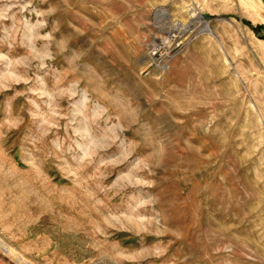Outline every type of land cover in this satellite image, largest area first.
I'll list each match as a JSON object with an SVG mask.
<instances>
[{"label": "rangeland", "instance_id": "rangeland-1", "mask_svg": "<svg viewBox=\"0 0 264 264\" xmlns=\"http://www.w3.org/2000/svg\"><path fill=\"white\" fill-rule=\"evenodd\" d=\"M263 35L264 0H0V264H264Z\"/></svg>", "mask_w": 264, "mask_h": 264}, {"label": "bare ground", "instance_id": "bare-ground-1", "mask_svg": "<svg viewBox=\"0 0 264 264\" xmlns=\"http://www.w3.org/2000/svg\"><path fill=\"white\" fill-rule=\"evenodd\" d=\"M0 250L4 253V254H6V256L7 255H9V256H12L13 255V251H12V249L9 247V246H7L3 241H1L0 240ZM15 254V253H14ZM8 256V257H9ZM15 257H16V255H15ZM18 262L19 263H21V264H31V263H29L28 261H26V260H20L19 259V257H18ZM14 264H16V263H14Z\"/></svg>", "mask_w": 264, "mask_h": 264}, {"label": "water", "instance_id": "water-1", "mask_svg": "<svg viewBox=\"0 0 264 264\" xmlns=\"http://www.w3.org/2000/svg\"><path fill=\"white\" fill-rule=\"evenodd\" d=\"M262 28V25H257L254 29L256 32H259ZM264 38V35L262 36Z\"/></svg>", "mask_w": 264, "mask_h": 264}]
</instances>
